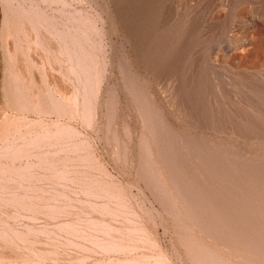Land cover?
Returning a JSON list of instances; mask_svg holds the SVG:
<instances>
[{
	"label": "rangeland",
	"instance_id": "rangeland-1",
	"mask_svg": "<svg viewBox=\"0 0 264 264\" xmlns=\"http://www.w3.org/2000/svg\"><path fill=\"white\" fill-rule=\"evenodd\" d=\"M68 1L71 3L69 2V4L61 5L50 1L46 4V1L44 3L41 0L37 2L36 6H41L45 12L50 13L59 20L58 22H60V24L75 22V20H72L74 18L69 20L64 12H79L77 17L79 19L81 18V20L85 18L87 21L90 18L89 21L91 24L88 23L87 25L89 26V33L95 40L96 49L98 51L100 50V59L105 61L104 79L100 91L101 95L99 94L95 101V111L97 113H94L95 116H93V121L95 123L92 122L93 125L91 127L82 120H76V123V121L71 120L68 116H61V114L57 112L44 116L43 122L47 125L49 124L48 126L54 125L55 123L72 125L76 133H68L66 135L68 139L65 137L66 140L64 139L62 143L68 147L73 143L85 142L84 148L78 149L79 153H91L90 156L93 157L92 159L99 158V161L106 165L109 172H112V176L109 178L125 186L126 191H128L130 204L142 215L140 224L148 230V233L153 237V240L155 239L157 241L161 249V251L158 250L159 253L163 254L160 261L161 264H189V262L193 264L191 259L188 261L189 258H187L188 256L186 254L189 238H201L208 243H212L213 241L211 240L213 239L207 237L208 235L195 224H190L188 229L186 227V229H182V231L175 222V220L182 219L180 208H182L184 202L181 200L185 198L188 199L186 202L190 200L186 205L187 208L190 209H198V206H201L198 201H196L198 199V196L195 195L196 189H193V186L190 185V181L194 178L197 179L199 176L201 185H203L204 188L206 186L205 189L211 192L213 191L211 184L213 186V183L220 182V184H218L220 190L218 189V192H216L217 194L213 196L215 198V200H213L214 202L202 206L205 208V211L214 209L218 204L219 198H223L222 196H226L230 191H232V193H230L232 201L228 202L234 207H238V205L241 207L243 198L240 194L244 192L250 193L253 186V191H251L252 195H264V138H260V135L264 133V131H262L264 130V64L255 65L254 63H247L245 62L246 60L242 58L246 52L253 50L255 42H264V0H163V3L159 2L160 11L158 8V14V11L156 12L154 10L156 5H153V0ZM125 2L127 4H125ZM156 3L158 2L156 1ZM22 4H25V6L30 5L28 1H25V3L22 2ZM9 5L14 8L17 7L19 3H17V1L0 0V31L3 28L4 21L2 20H5L4 17H6L8 13ZM82 10L83 13L81 12ZM147 15L157 18L156 22H159V24L156 29H154L153 24L150 25L142 19V17ZM91 27H95V31L94 28L91 29ZM149 27H152L155 31ZM163 34L165 36H162ZM165 39H167L168 42L167 40L165 41ZM2 40L0 35V112L6 111L9 113L10 110L6 106V96L3 90L5 87L3 81L5 82L4 79L7 73L6 68H8L9 64L8 45H4ZM163 46H166V49H161ZM156 49L159 51H156ZM29 51V55L36 58V61H41L44 68H46V70L48 68V73H52L54 76L52 77V75L48 74V82L52 83L53 79L59 78V80H62L65 84V88L68 90L67 93L74 91L75 86L73 82L70 80L71 83L68 78L63 77L62 69L59 70V64L55 62V64L52 65L48 62L47 50L38 49L36 55L33 54V50ZM251 56L254 55L251 54ZM175 63L178 66H176ZM172 66L174 67L172 68ZM54 72L56 73L53 74ZM208 78L210 79L208 80ZM131 85L133 88L130 87ZM138 89L142 91L141 97H138ZM50 95L49 93V96ZM60 95V93L55 94L57 97ZM150 98L151 100H149ZM231 108L235 110H231ZM222 111H224V114L220 115ZM235 115H239L240 118V123L237 122L236 126H234V124H229L230 121H235V119H231ZM27 116L31 120H38L40 118L39 114L34 111L27 113ZM245 116H247V119ZM221 117L227 120V122L223 121ZM57 119L62 120L60 121ZM161 121L165 123H163L164 126L161 125ZM249 121H256L255 123L257 126L255 125L254 129L247 133L248 135H245L246 129L243 127H247V123H251ZM157 126H161L162 128H157ZM37 131L40 132L39 130ZM160 136H162V138H160ZM261 136L264 137V135ZM71 139H74L75 142H73L74 140L71 141ZM190 139H194V143H197V141L200 143L198 149L203 147L207 153L209 152L208 157L212 162H214L213 159L215 158L219 163H222L223 166L226 164L227 169H235L236 171L238 168H244L247 165L251 167L247 168L249 174L246 175L240 172V175H236L234 171L235 175H228V173L226 175H217L218 173L224 172V170L215 168V174L211 173L212 177L210 180L206 181V179H204L205 175H200L203 169H199L201 167L195 168V165L197 166L198 164L200 166V163L194 159V155L197 154H195L191 146L188 145ZM180 140L183 141V143ZM154 142H162L161 147H165L172 152L175 150L180 151L182 147H187L183 149L187 153V150L191 151L190 148L192 149V152H190L188 156H185L182 151L178 153V159L182 160V157H184L186 161L183 163L179 162V164L175 165V168L172 166V161L168 160L156 164V167L160 169V176L154 181H159L161 188H158L157 184H155L157 188L153 187L154 194L157 192L159 198H156L152 192L149 191L150 188L148 189L142 181V173L149 168V163L146 159L144 161L143 155H145V153L142 150L145 148L144 146L154 148ZM159 143L158 146L160 147ZM139 145L141 148H139ZM161 147L160 149H162ZM75 153L64 152L63 154L72 156L75 155ZM240 155L242 156L241 158H239ZM57 156L58 155L52 154L50 158H57ZM232 159L235 160V164L229 165L228 161ZM23 161L25 162V160ZM254 162H256V164H253ZM187 167L190 169L188 171L189 173H182ZM253 169H261L263 171L260 172L261 175H257L259 171L254 172L256 175H250ZM99 172V170H96L94 175H90L89 178L92 180L100 176L103 177V175H98ZM52 176L56 178L53 182L35 179V184H33L38 185V187H47L50 192L56 189H58L57 191L65 190L68 193V197L59 198L61 208L75 205L73 199L69 200V196L73 198L77 197L76 192L74 193L72 191H79L81 187L69 184V188H64L65 185H63L62 182L60 183V179H58V177H61L58 175ZM166 180L168 184H166ZM170 184L173 188L176 187L178 189H173V191H176L174 198H172L173 192L167 189L168 185L171 186ZM184 184H189V188L185 191V194L193 196L192 199L190 198L191 196L188 197L183 195V197L181 196L182 198L179 196L178 192H181V186H185ZM232 185L237 187L235 189L241 188L239 194L238 190H233V187L231 189ZM130 186L131 188H129ZM79 194L80 191L78 195ZM169 201H172L170 206L173 205L171 207L174 209V212L171 213L172 217L169 214H165L164 216L161 215L166 213V210L169 211V209H171L166 206V203H169ZM110 203L112 207L116 206V204H113L115 202ZM4 207L13 214H17V211L21 213L20 216L18 215L17 218L13 219V216L10 218L4 217L7 226L10 228L24 230L26 225L53 228L52 230L54 231L51 232L49 236L38 235L36 243H24L12 237L15 241L13 245L16 248V253H24L29 259L32 258V256L28 253V249L35 248L39 244H43V242H47V246L56 249L59 248L58 250L64 255L62 256L63 258L59 257L57 259L46 258L43 260L42 264H133L130 263V261L127 262L124 260L127 257L130 258L133 256L132 251L136 252L135 256L156 252L150 245H146L139 249L132 246L128 250L129 252L125 254L100 252L97 243L100 241L104 242L102 240H107L108 237L105 232L99 233L98 229L94 231L97 226L89 224L87 220L91 218H101L112 226L121 228L130 225V222L124 219H117L107 214L100 215L88 206L79 207L82 214L80 213L78 216L69 214V211H60L55 214L53 213L52 216H46L41 213L37 214L35 216L37 217L36 220H32L28 217L30 212L27 210L17 209L11 205H4ZM1 212L0 210V215H3ZM65 221L75 222L77 225L79 224L78 227L81 231H85L88 227L91 229V235L88 241H86L88 248L82 250L74 244L70 245V243H67L66 238H70L76 242L81 241L82 238L80 235L83 232L78 234L63 233L56 226ZM217 221L218 220H216V222ZM60 232H62V234ZM132 236L135 239H140V237H142L139 232H132ZM91 242H94V244ZM138 243L139 242L136 241L137 245ZM7 249H11V247ZM226 249L219 250L220 255L218 254V262L228 259L235 262L238 259L234 264L240 263V260L242 264L246 263L243 257L239 258L238 256L241 254V250H238V253H236V250H233L234 247H226ZM224 252H226L225 255ZM86 256L87 258H85ZM220 256L223 257L221 258ZM143 257L144 256L140 258ZM14 263L15 262L12 264Z\"/></svg>",
	"mask_w": 264,
	"mask_h": 264
},
{
	"label": "bare ground",
	"instance_id": "bare-ground-1",
	"mask_svg": "<svg viewBox=\"0 0 264 264\" xmlns=\"http://www.w3.org/2000/svg\"><path fill=\"white\" fill-rule=\"evenodd\" d=\"M8 1H11V2L17 1L19 5H17V7H14V8L11 5H9L8 13L6 17H4L5 20H2L4 21L3 28L0 31L1 39H3L2 41L4 42V45H8L7 50H8V56H9V64H8V68H6L7 73L4 79L5 82L3 81L5 85L3 90L5 91V96H6V106L10 110L9 113H7L6 111H3L2 113L0 112L1 114L0 115V210L2 211L1 213H3V215H0V224H1V227H0V264H10V262L11 264L13 262H15L14 264H42L43 260L46 258L57 259L59 257L63 258L62 256H64L62 255L60 250H58L59 248L56 249L54 247L47 246L46 245L47 242H43V244H39L35 248L28 249V253L32 256V258L30 259L26 257L24 253H20V254L16 253V248L13 245L15 241L13 240L12 237L24 243H33V242L36 243V238L38 235L49 236V234L53 232L54 230H52L53 228H50L47 226L35 227V225H26L24 230H17L14 228H10L9 226H7L5 218H10L12 216H13L12 219L17 218V216L18 215L20 216L21 213L20 211H17V214H13L10 211H8V209H6L4 205H11V206L16 207L17 209H24V210L29 211L30 214L29 215L27 214V215L32 220H36L37 217L35 216L40 213L45 214L46 216H52L53 213L55 214L60 211H69V214L78 216L81 213V210L79 209V207H82V206L84 207L88 206L92 208L93 210H95L100 215L107 214V215L113 216L120 220L121 219L127 220L130 222V225L123 227V228L118 227V226H112L110 223H107L101 218H96V219L91 218L87 220L89 224L97 226L96 230L94 231H97L98 229L99 233L105 232L108 237L107 240L101 239L104 242L100 241L99 243H97V245L99 246L98 247L99 251L102 253L106 252L109 254H112V253L125 254L129 252L128 250L132 246L135 247L136 249H139L141 247H145L146 245H150L152 249L156 250V252H153V253L149 252L144 255L135 256L136 252L132 251L133 256L130 258L127 257L124 260L127 262L130 261V263H133V264H161L160 261L162 259L163 254L158 252V250L161 251V249L158 246L157 241L155 239L154 241L153 237L148 233V230H146L144 226L140 224L142 215H140L138 210L135 209L130 204V199L128 197V191H126L125 186L109 178L110 176H112L111 175L112 172L111 173L109 172L106 165H104L101 161H99V158L92 159L93 157L90 156L91 153H88V154L85 152H84L85 154L79 153L78 149L84 148L83 146L85 145V142L73 143L69 145L68 147H66L64 143H62L65 137L67 138L66 135L68 133H71V132L76 133L72 125L66 124V123L65 124L55 123L54 125L48 126L49 124L47 125L46 123L43 122L44 116L57 112L61 114V116H64V115L68 116L73 121L82 120L84 123L86 122L87 124H89L90 125L89 127L93 125L92 124V122H94L93 116H95L94 113H97L95 111V104H96L95 101H96V98L100 94L101 87L103 84V79H104L103 73H104L105 61L100 59V56H99L100 50L98 51L96 49L97 47L95 46L96 45L95 40L89 33V28H88L89 26L87 25L88 23H90L89 21L90 18L87 21L85 20V18L81 20V18L79 19L77 17V14L79 12L78 13L76 11L75 12H64V14H66L65 16L66 17L68 16L69 20L74 18L72 20L73 21L75 20V22H70L69 24H62V23L60 24V22H58L59 20L53 17L50 13L45 12L41 8V6H36L37 2H40L41 0L40 1L39 0H8ZM25 1H28L30 5L25 6V4H22V2L25 3ZM45 1H46V4L50 1L52 3L56 2V4H61V5L69 4L70 2L68 0H42V2L44 3ZM156 1L158 3H156ZM159 2L163 3V0H153L152 2L154 3L153 5H156L154 7L155 8L154 10L156 12L158 10L160 11ZM125 4L127 3L125 2ZM159 11L157 12V14L159 13ZM81 12L83 13V10ZM153 17L154 16L147 15V16L142 17V19L145 20L150 25L153 24L154 29H156L159 22H156L157 18H153ZM95 27H91V29L94 28V31H95ZM149 28L152 29V27H149ZM162 36H165V35L163 34ZM167 39H165V41ZM165 47L163 46L161 47V49L162 48L166 49ZM38 49H41V50L43 49L44 51L47 50L49 63H51L52 65L55 64V62L59 64L60 66L59 70L62 69L63 77L68 78L69 81L71 80L73 82L75 86L74 91H72L71 93L70 92L67 93L68 90L65 88V84L62 82V80H59V78L52 80V77L54 76L52 75V73H48L47 71L48 68L46 70V68H44V65L41 63V61H36V58H33L29 55L28 53L30 52L29 50H33V54L36 55V53L38 52ZM156 51H159V50L156 49ZM251 54L254 56H251ZM242 58L246 60L245 62L247 63L248 62L254 63L255 65L262 64V63L264 64V42L263 43L259 41L255 42L253 50H249L248 52H246L242 56ZM43 60H44V57H43ZM176 66L178 65L176 64ZM173 67L174 66H172V68ZM55 73L56 72H54L53 74ZM48 74L52 75L51 77L52 83L47 81V78H49ZM209 79L210 78H208V80ZM130 87H132V85ZM137 92L139 94L138 97H141L142 91L138 89ZM49 93L51 94L50 95L51 97L49 96ZM56 93L58 94L60 93L61 95L57 97L55 96ZM149 100H151V98ZM232 109L234 108H231V110ZM31 111L37 112L40 118L38 120L29 119V117L27 116V113ZM222 114H224V111L220 113V115ZM245 117L247 119V116ZM221 118L223 121L227 122V120L223 119V117ZM231 119H235V121H230L229 124H234V126H236L237 122L240 123L239 115H235ZM57 120H60V119H57ZM255 122L256 121H253L250 124L247 123L248 124L247 127L246 126L243 127L244 129H246L245 135H248L247 133L251 132V130L254 129V126L256 125ZM163 123L164 122L161 121L162 126H164L165 124ZM160 127L161 126H157V128H160ZM37 130H39L40 132H38ZM261 135H264V133ZM261 135H260V138H264ZM160 138H162V136H160ZM72 140L74 139H71V141ZM194 141H195L194 139L193 140L190 139V141L188 142V145H190L194 153L197 154V155H194V159L200 163V166L198 164L196 166L195 165L196 163L194 165H195V168L201 167L199 169L201 170L203 169L201 171L202 173L200 172V175H205L204 179H206V181L210 180V178L212 177L211 173L215 174L214 172L215 168L217 169L221 168L224 170V172L218 173L217 175H226L227 173L228 175H235L234 171L236 172V175H240V172L245 173L246 175L249 174L247 172V168H251V167H248L247 165L244 168L243 167L238 168L236 171L235 169L233 170L231 168H230L231 170L227 169V165L223 163L226 166L225 168V166H223L222 163H219V161L215 158L213 159L214 162H212L211 160H209V157H208L209 152L207 153V151L203 147L198 149V147H200L199 146L200 143L198 141L197 143H194ZM73 142H75V140ZM162 142L160 143L158 142L160 147H161ZM181 142L183 143V141ZM158 143L157 142L153 143L155 149L152 147L144 146L145 148L142 150L145 153V155H143L144 161L146 159V161L149 163V168H147V170L142 173V177H143L142 181L145 183L148 189L150 188L149 191L152 192V194L156 198H159V197L157 195V192H155L154 194V187L157 188L155 184L158 185V188H161L159 181H156V182L154 181L155 179L157 180L158 177L160 176V173H159L160 169L156 167V164H159V162L161 161L168 160V161H172V166L175 168V165L179 164V162L183 163L186 161L184 157H182V160L178 159L177 155L178 153H180V151H182L183 154H185V156H188L189 153L192 152L191 148H190L191 151L186 149L188 153L183 150L184 148H187V147H182L180 151L175 150L174 152L170 151L169 149L165 147H161L162 149H160V147L158 146ZM139 148H141V146ZM64 152H67V153L76 152V153L75 155H72V156H66L63 154ZM52 154L58 155L57 158L55 157L50 158ZM241 157L242 156L240 155L239 158ZM23 160H25V162ZM81 162L83 163V165ZM228 162H229V165L230 164L233 165L235 160L232 159L231 161H228ZM253 164H256V162H254ZM191 168H194V167H191ZM255 168H258V167H255ZM96 170H99L100 172L98 175H103V177L100 176L98 178L91 180L89 176L94 175V172ZM189 170H190L189 167H187V169L185 168L182 173H185V172L189 173L188 172ZM228 170L231 172H229ZM258 171L259 173L257 175L259 174L261 175L260 172H262L263 170L253 169L250 175H256L254 172H258ZM47 175H50V176H47ZM52 175H55V176L58 175L61 177L59 178L57 176L58 179H60V183L62 182V184L65 185L64 188H69V184H72V186L81 187L80 190L78 189L80 191L79 195H78L79 191H72L74 193L76 192L77 197L73 198L69 196L70 198L69 200L73 199L75 202V205H70V206H67L66 208H61L59 204V201H60L59 198L68 197V193L65 190L57 191L58 189H56L55 191L53 190V192H50L48 191L47 187H38V185H34L35 179L53 182L56 178L53 177ZM194 179H193L194 181L193 180L190 181L191 183L190 185L193 186L194 190L196 189L195 191L196 194L193 192L192 193L198 196L197 197L198 199L196 198L197 199L196 201H198L199 205L201 206H198V209H194V208L190 209V208H187L186 206L190 200L188 202H186L188 200L187 198H185L184 200H181L182 202H184L182 208H180V211L182 212V219L175 220V222L178 224V227H180L181 230L186 229V227L188 229V226L190 224L191 225L195 224L196 226H199L200 230H202L204 233H206V235H208L207 237H211L213 239L211 240L213 242L208 243L206 240L201 239V238L199 239L189 238V243L187 246L188 250L186 249V254L188 256L187 258H189V260L188 259L187 260L190 261L191 259L193 261V264H234L237 262L238 259L235 262L234 261L232 262L231 259H228L230 260L228 261L226 260L227 259L226 258L225 259L226 261L223 260L222 262H218L219 250L224 249V248L226 249V247H234L233 250H236V253H238V250H241V254L238 256L239 258L243 257L246 260V263H243V264H248V263L264 264V195L263 196H259L258 194L256 196L252 195L251 191H253L252 190L254 187L253 186L250 193L241 192L242 194L240 195L243 198V200L242 201L240 200L242 205L241 207H239L238 205L239 207L238 208V207H234L231 203L228 202V201H232V198L230 197V193H232V191H230V193L229 194L227 193L226 196L221 195L223 198H219L217 202L218 204L216 205L214 209L211 210L209 208L210 211H205L204 210L205 208L202 206H206L208 203L214 202L213 200H215V198L213 196L217 194L216 192H218V189L220 188L218 186L220 182L213 183L214 184L213 186L211 184V187H213L212 189L213 191L211 192L205 189L206 186L204 188L203 185H201L199 176L197 177V179L196 178ZM217 181H220V180H217ZM165 182L166 184H168L167 180ZM184 185L185 186H181L182 187L181 192L177 191L180 197L181 196L183 197V195H186L185 191H187L189 188L188 187L189 184L188 185L184 184ZM168 187L167 189L170 192L171 191L173 192L172 198H174L176 191H173V189L176 187L173 188L172 185L171 186L168 185ZM232 187H233V190H238V194H239L241 188L235 189L237 187H234L232 185L231 189ZM129 188H131V186ZM176 190L178 189L176 188ZM186 196L189 197L191 195L187 194ZM192 197L193 196H191L190 198L192 199ZM110 202H115L113 204H116V206L112 207ZM171 203L172 201H169V203H166L167 204L166 206H168L171 209H169V211L166 210V213H163L161 215L164 216L165 214H169L172 217L171 213L174 212V209L171 207L173 205L170 206ZM198 203H195V204H198ZM207 209H208V206H207ZM216 220L218 221L216 222ZM78 226L79 224L77 225V223L75 222L65 221V222L58 224L56 227L65 234H70V233L78 234V233L83 232L80 235V237L82 238L81 241L76 242L74 240H71L70 238H66V241L67 243H70V245L74 244L78 246V248H81L82 250H84L85 248H88L86 245V241H88L92 231L91 229H89V227L87 229L85 228L86 229L85 231L83 230L81 231V229H79ZM62 232L60 233L62 234ZM132 232H137V233L139 232L141 233L142 237H140V239H135L133 238L134 235L132 236ZM136 241L139 242L138 245L136 244ZM92 244H94V242ZM8 247H11V249H7ZM225 253L226 252H224V255ZM142 256L144 257L140 258ZM85 258H87V256ZM238 264H242L241 260H240V263Z\"/></svg>",
	"mask_w": 264,
	"mask_h": 264
}]
</instances>
